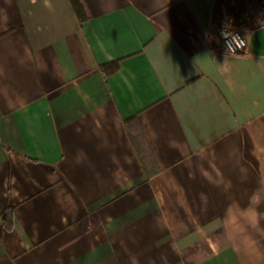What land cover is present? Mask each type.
I'll return each instance as SVG.
<instances>
[{
  "label": "crops",
  "instance_id": "crops-1",
  "mask_svg": "<svg viewBox=\"0 0 264 264\" xmlns=\"http://www.w3.org/2000/svg\"><path fill=\"white\" fill-rule=\"evenodd\" d=\"M78 2L0 0V264H264V30L232 56L215 0Z\"/></svg>",
  "mask_w": 264,
  "mask_h": 264
},
{
  "label": "trees",
  "instance_id": "trees-1",
  "mask_svg": "<svg viewBox=\"0 0 264 264\" xmlns=\"http://www.w3.org/2000/svg\"><path fill=\"white\" fill-rule=\"evenodd\" d=\"M72 4L76 12L79 14L81 20H84L85 16L83 13V9L79 4L78 0H72ZM247 13L250 14V17L249 19H246L244 21L243 25H241L240 20ZM230 22L234 27H246L249 32L261 27V25H264V0H215L211 18L212 32L210 33L209 40L211 43H214L213 48L217 51H220V47L216 46L217 32L223 26L229 25ZM105 68L106 67H102V70L105 71ZM127 123L128 134L132 143L136 147V151L143 165L144 172L147 175V178L149 179L153 175L158 174L159 169L156 167V165L153 172H151L148 168V149H146L147 147H142V133L140 132V130L136 132L134 131L135 125H137V119L134 118L133 120L128 121ZM11 214L12 211L6 214V220H9V216Z\"/></svg>",
  "mask_w": 264,
  "mask_h": 264
},
{
  "label": "clouds",
  "instance_id": "clouds-1",
  "mask_svg": "<svg viewBox=\"0 0 264 264\" xmlns=\"http://www.w3.org/2000/svg\"><path fill=\"white\" fill-rule=\"evenodd\" d=\"M262 30H264V25H261ZM221 36L225 41V48L227 49V53H236L237 48H241L246 46L249 34L245 32V35L241 37L239 33H234L230 30V27L226 25L221 30Z\"/></svg>",
  "mask_w": 264,
  "mask_h": 264
},
{
  "label": "built area",
  "instance_id": "built-area-1",
  "mask_svg": "<svg viewBox=\"0 0 264 264\" xmlns=\"http://www.w3.org/2000/svg\"><path fill=\"white\" fill-rule=\"evenodd\" d=\"M221 30H222V28L219 29L218 32H217V37H218L219 43H220V51L225 53V54H228L227 53V49L225 48V41H224V39L221 36ZM230 30L232 32H234V33H239V35L241 37L244 36V34L242 32H240V31H236V30H232V29H230ZM228 55H232V56H245V55H248V41H247L246 46H243L242 49L241 48H237L236 49V53H231L230 52Z\"/></svg>",
  "mask_w": 264,
  "mask_h": 264
},
{
  "label": "rangeland",
  "instance_id": "rangeland-1",
  "mask_svg": "<svg viewBox=\"0 0 264 264\" xmlns=\"http://www.w3.org/2000/svg\"><path fill=\"white\" fill-rule=\"evenodd\" d=\"M249 17H250V14H245L244 15V17L240 20V24L241 25H243V23H244V21L246 20V19H249ZM226 26V25H225ZM225 26H223L222 28H224ZM229 27H230V29H232V30H236V31H240V32H242L244 35H245V32H247V33H249V31H248V29L246 28V27H243V26H238V27H234V26H232V24H231V22H230V24L228 25ZM217 41H219V39H218V37H217Z\"/></svg>",
  "mask_w": 264,
  "mask_h": 264
}]
</instances>
